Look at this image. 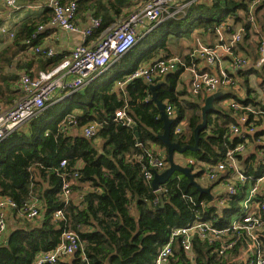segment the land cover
Returning <instances> with one entry per match:
<instances>
[{
  "label": "trees",
  "instance_id": "trees-1",
  "mask_svg": "<svg viewBox=\"0 0 264 264\" xmlns=\"http://www.w3.org/2000/svg\"><path fill=\"white\" fill-rule=\"evenodd\" d=\"M70 1L73 0H61L63 4ZM76 2L81 10L94 7L97 13L94 18L99 17L101 20V27L93 31L91 38L111 26L112 19L106 13L108 7L115 8L125 4V0ZM250 2L251 0H209L205 4H191L186 7L183 15L165 19L141 38L110 68L83 87V92H75L64 99L51 102L39 117L24 125L26 130L21 127L1 141L0 196L12 199L18 206L27 200H37L41 203V216L27 220L18 218L17 210H11L14 212V220L21 223V226L10 230L5 240L0 241V264H30L40 252L53 250L60 243L65 229L76 234L82 243V252L77 251L72 256V261L61 260L57 264H85L82 253L86 264H152L159 250L169 240L172 229L195 221L210 222L214 228L219 229H225L229 225L239 212V203L247 187L235 183L236 195L225 198L222 207L216 205L215 197L198 193L189 184V180L178 173H174L160 187L161 194L153 191L142 172L147 159L135 161L136 156L145 155L152 145L167 151L158 140V135L162 133V122L159 120L158 109L150 99L149 84L142 79H133L118 92L113 90V86L133 72L139 62L153 63L160 59L180 58V55H171L166 47L177 46L183 35L189 34L193 29L215 35L218 26L229 24V18H233L234 23L244 29L237 48L243 50L246 58L254 63L259 58L260 42L264 40V37H259L260 33L256 34L258 24L255 16L264 2L254 12V23L248 20L247 9ZM50 18L51 11L48 9L28 19L15 36V45L23 47L21 42L35 31L38 24ZM234 23L229 25L231 32L234 31ZM253 36H257V40L251 48L248 42ZM54 58L57 57L46 59L44 67L53 68L61 60V57L59 62ZM181 59L187 65L191 64L189 55ZM182 72L180 68L152 85L161 83L156 90L157 99L175 110L176 120L171 126V142L184 147L194 145L193 131L201 122L200 109L205 98L193 94L194 99L179 100L188 96L185 90H176ZM252 73L258 74L253 67L247 72L238 70V75L246 78L242 87L243 99L235 92L220 91V97L213 102L214 109L206 115L207 125L200 133L197 151H187L194 160V164L187 167L191 169L195 180L202 175L203 164H216L225 151L238 142L237 138L229 139V126L236 123L234 111L226 105L219 111L215 104L230 100L254 108L262 104L252 96L255 90L250 87L247 77ZM227 74L232 78V74ZM123 108L126 117L133 122L132 127L115 120V112ZM185 120L186 128L181 127L180 132L175 133L176 126ZM90 122L99 125L94 137L70 134L72 130L79 132ZM258 122L264 127V117H260ZM133 127L137 129L138 137H135ZM262 135L264 128L258 130L252 141ZM238 159L245 174L255 177L264 175V165L256 162L254 154L238 156ZM62 160L66 161V167L57 173L56 169ZM165 162L167 163V155ZM74 172L78 177L72 180L71 190L76 188L73 186L75 183L79 184V188L80 185H86L89 190L76 203L71 197L65 206L60 197L59 174ZM219 182L221 178L210 182L207 188L211 190ZM188 197L196 204L204 201L205 206L195 207L188 201ZM57 210L64 211L65 220L53 219ZM260 242L264 255V236H261ZM217 247L216 243L209 244L195 237L192 242L194 263L247 264L245 260L240 263L235 261V257L239 261L237 256L240 247L246 249L243 239L238 241L225 258L214 253ZM168 264H191L178 240L173 243Z\"/></svg>",
  "mask_w": 264,
  "mask_h": 264
},
{
  "label": "built area",
  "instance_id": "built-area-1",
  "mask_svg": "<svg viewBox=\"0 0 264 264\" xmlns=\"http://www.w3.org/2000/svg\"><path fill=\"white\" fill-rule=\"evenodd\" d=\"M262 2L264 0H251L247 9L249 22H255L254 12ZM0 3L11 10L19 8V0H0ZM185 3L183 0H134L133 9L122 20L102 31L95 39L86 42L92 37L93 31L101 27L100 18H92L89 27L81 31L75 24L78 12V4L75 0L67 4H63L61 0H47L46 7L51 11V18L47 23L37 26L35 31L23 40L22 44L26 51L44 59L56 56V52L52 49L37 44L39 35L46 26L65 32L81 33L84 40L67 54L62 53L60 62L48 71H40L36 76L26 73L21 75L18 80L20 97L10 106L0 105V143L27 122L39 117L46 107L59 99L62 94L77 92L89 84L165 19L183 15L187 7ZM229 25L223 23L217 27L216 41L212 46H205L196 41V45L189 53L190 65L177 57L160 59L138 66L123 80L117 81L115 87L122 90L133 79H142L145 83L152 85L180 68L183 72L190 74L194 95L211 96L220 88L230 92L239 91L227 72L233 74L250 67L258 70L264 80V40L260 42L258 48L259 58L253 63L237 52L244 29L239 27L231 32ZM0 33L11 40L15 38L14 32L4 27L0 28ZM201 59L216 68L215 75L201 71L194 65L195 60ZM225 60H228V65H225ZM225 105L233 110L236 116V123L229 126V139L237 138L238 142L234 147L228 148L216 164H203L204 171L199 179L214 182L221 178L217 186L222 188L223 193L214 200L218 207L224 205L225 198L236 195L235 183L246 186L245 195L239 203V212L225 229L214 228L210 222L206 221H195L190 225L172 229L169 240L159 250L152 264H168L175 240L179 241L182 250L188 254L191 264H195L192 257V242L195 237L202 242L218 244L214 253L220 258H225L238 241L243 239L246 242L247 253L245 262L264 264V255L260 249V238L264 236V199H262L264 175L255 177L245 174L238 159V156L244 157L251 154L249 149L254 145L256 162L264 165V135L252 141L258 130L264 128L262 123L258 122L260 117H264V102L256 108L250 105L243 106L233 100L225 101ZM165 113L169 119L176 120L175 110L171 105L165 104ZM115 120L123 121V123L126 120V126H133L132 120L126 117L124 108L115 112ZM182 124L181 121L176 126L175 133L180 132ZM98 127L97 123L90 122L82 128L81 134L85 138H92ZM144 158L147 159V164L142 166L143 176L147 182H150L154 172L166 169V152L159 146L152 145L151 150L146 151L145 155L136 156L135 161L140 162ZM186 164L193 165L194 160L187 158ZM65 167L66 161L62 160L56 172L64 170ZM59 175L61 177L60 197L66 206L72 195V180L76 179L78 174L74 172ZM155 192L161 194L162 190L160 188ZM191 199L188 197V201L195 207L205 206L204 201L196 204ZM7 210H17V217L27 220H34L41 216L34 199L27 200L18 206L12 199L0 196V238L4 236L7 229ZM64 215L63 210H57L53 214V219L63 221ZM79 250L82 252V243L74 232L65 229L61 234L60 243L53 250L36 255L30 264H57ZM82 261L86 264L83 253Z\"/></svg>",
  "mask_w": 264,
  "mask_h": 264
},
{
  "label": "crops",
  "instance_id": "crops-1",
  "mask_svg": "<svg viewBox=\"0 0 264 264\" xmlns=\"http://www.w3.org/2000/svg\"><path fill=\"white\" fill-rule=\"evenodd\" d=\"M46 3H47V0H35L32 2H29L27 0H19V3H18L19 8L13 9V10L3 6V4L0 3V28L4 27L5 29H7L9 31H13L15 36H16L17 33L20 30H22L24 23L27 22L28 19L36 16L38 13H40L43 10H48V8L46 7ZM183 3H185L186 6L189 7L191 4L209 3V0H183ZM134 5H135L134 0H125V4L122 6H118L115 8H109L108 7L106 13L112 19L111 26L118 23L120 20H122L133 9ZM116 11H117V13H115ZM95 14H97V13H96V9L94 7H89V8L83 9V10L78 9L77 16L75 18V24L78 26V28L81 31L85 30L89 27L90 20L95 17ZM255 17H256V22L258 24L256 27L258 29V31H256V32H258V33H256V32H254V33H256V34L260 33L259 37L261 36V38H262V37H264V5L259 7V9L256 12ZM97 18H99V17H97ZM47 21L41 22L40 24H38V26L46 23ZM227 23H229V24L234 23L233 18H229ZM234 25H235V27L233 28L234 30L239 28L238 23H234ZM111 26H109V28ZM192 28H193V26H192ZM96 37H93V38L90 37L89 39L86 40V42L90 41L91 39L93 40ZM191 37L192 38L195 37L194 42L192 44L190 43L191 49L195 46L197 40L205 46L206 45L212 46L216 41V37L214 34H209L207 32H204L201 29H193L189 34L183 35V37L180 39L179 44L177 46H173V45L170 47L167 46L166 50L168 52H170L171 55H174V56L180 55L178 57L184 58L185 56L183 57V55L186 52V50H185V46L183 43L185 41H188V39L191 40ZM14 40L15 39L11 40V39L7 38L5 35H2L0 33V88H1V90H0V105H2V106H10L20 97V92L18 89V80L21 77V75L26 73V74H29L31 76H36L38 72L47 71L48 69H50L52 67V66H50V67L45 66L44 67L43 62H45L46 59H44L42 57L35 56V55L27 52L26 49L24 48L22 42H21V44L23 47H18L17 45H15ZM83 40H84V38H83L81 33L65 32V31L58 29V28L46 26L44 28V30L41 32V34L39 35V38L37 40V44H39L40 46L45 47L47 49H52L54 52H56L55 57H57V58H54V59H57L59 62V60H60L59 58L62 56V53L67 54L70 50H72L73 48L82 44ZM256 40H257V36L251 37V40L248 42L249 46L251 48L253 47L254 43H256ZM237 52L241 56L246 57L245 52L243 50L239 49V47L237 48ZM149 62H145V61L139 62L138 66L148 64ZM225 65H228L227 62H225ZM195 66L201 71H205V72H208V73L213 74V75H215V73H216V68L208 65L202 59L197 60ZM244 70H245V72H247L249 70V68H246ZM256 71L258 72V74H254V73H252L251 75L248 74L247 77L250 80V82H249L250 87H252L253 90H260L261 91L258 97L255 95H252L253 97H255L257 99V102H259L261 104L264 102V83H262V81H260V76H261L260 72L258 70H256ZM253 76H257L256 79H252ZM232 78H233V81L235 82V84L237 85V88H239V91H233V92L237 93L239 96H241V95L244 96V89L242 87L244 86V82L246 80L245 76H239L238 72H233ZM83 89L84 88L78 90L77 92H83ZM113 90L117 91V92H118V90L120 91V89L115 87V84L113 86ZM176 90H179V91L185 90V92H187V95H188L187 97L186 96L181 97L179 100L187 101L190 99H194L195 96H193V93H192L191 77H190V74L188 72H182L181 73V75L179 76V79H178ZM218 91L220 92V91H228V90L220 88V90H218ZM218 91H216L215 93H217ZM71 94H73V93L62 94V96L59 99L54 100L53 102L64 99ZM189 95H191V96H189ZM196 96H200V98L202 97L205 99L208 97L205 94H198ZM163 104H165V103H163ZM22 129L26 130V126H23ZM81 130L82 129H80L79 132H78V130H72V131H70L71 132L70 134L82 135ZM255 151H256L255 147H254V145H252V147L249 149V152L251 154H254ZM200 181H204V180H200ZM204 182H206L207 185L210 183L206 180ZM78 185L79 184L75 183L73 186H76V188H77ZM201 187L204 189H208L207 187L206 188L203 186H201ZM76 188L73 189V191H72L73 193L71 195L72 201L75 203L78 202V200L81 197H83L84 194H86V192H88V190H89V188L86 185L85 186L80 185V188L79 187H78V189H76ZM209 192H210L211 196H213L215 198L220 196L223 193L222 188L220 186H215ZM36 205H37L38 209H41V203L37 200H36ZM13 213L14 212H12L11 210L6 211L7 229H6V232L4 233V236L2 238H0V241L5 240L7 234L9 233L10 230L21 226V223H17V221L14 220V214ZM246 256H247V253L245 251V248L241 249V247H240L239 253H238V257H239L238 262L240 263L241 261H244L246 259ZM72 259H73V257L71 256V257H67V258L63 259L62 261H67V260L72 261Z\"/></svg>",
  "mask_w": 264,
  "mask_h": 264
},
{
  "label": "water",
  "instance_id": "water-1",
  "mask_svg": "<svg viewBox=\"0 0 264 264\" xmlns=\"http://www.w3.org/2000/svg\"><path fill=\"white\" fill-rule=\"evenodd\" d=\"M159 84L155 85H149L150 90V99L155 104L156 108L159 112V120L162 122V133L158 135V140L166 147V155H167V167L162 172H154L153 178L150 182V186L153 191L159 190V188L166 183L171 176L174 173H178L182 175L183 177L187 178L189 180V184L192 185L196 191L200 194L205 193L210 195L209 189L202 188L196 181L195 177L188 167H183L179 164H177L174 161V154L175 153H186L189 152H195L198 149V143L200 140V133L206 128L207 120L206 115L214 109L213 102L217 100L220 97V92L214 93L211 96H208L203 105L201 106V122L195 127L193 131V137H194V145H186L184 147H181L177 143H173L170 140L171 135V126L173 125L174 121L172 119H169L165 113V104H163L161 101H159L156 97V90L159 88ZM124 124H126V120H124ZM133 130L135 131V137H138V132L135 127H133Z\"/></svg>",
  "mask_w": 264,
  "mask_h": 264
},
{
  "label": "rangeland",
  "instance_id": "rangeland-1",
  "mask_svg": "<svg viewBox=\"0 0 264 264\" xmlns=\"http://www.w3.org/2000/svg\"><path fill=\"white\" fill-rule=\"evenodd\" d=\"M194 39H195V37H191V40H189L188 39V41H185L183 44H184V46H185V50H186V52L184 53V55H183V57L184 56H187V55H189V53H191V51H192V49H191V45H190V43L192 44L193 42H194ZM196 45V44H195ZM186 54V55H185ZM186 77V76H185ZM256 77L257 76H253L252 77V79H256ZM260 81H262V78L260 77ZM260 90H255V92L253 93V95H255V96H259V94H260ZM241 99H243V96H241ZM224 107H225V101H220V102H218V103H216L215 104V108L217 109V110H223L224 109ZM183 122V124H182V127L183 128H186V120L185 121H182ZM174 161L177 163V164H179V165H181V166H183V167H187V164H186V159L187 158H190V154L188 153V152H186V153H182V154H180V153H175L174 154ZM196 182L199 184V185H201V186H203V187H207V183L206 182H204V181H200V179L199 178H197L196 179ZM235 255H237L236 253H235ZM238 257V256H237ZM235 261L236 262H238V260H236V257H235Z\"/></svg>",
  "mask_w": 264,
  "mask_h": 264
}]
</instances>
